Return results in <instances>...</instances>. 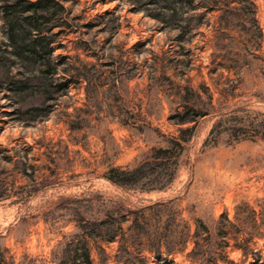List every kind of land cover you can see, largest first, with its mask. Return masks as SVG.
Returning a JSON list of instances; mask_svg holds the SVG:
<instances>
[{
	"label": "rangeland",
	"instance_id": "374dc122",
	"mask_svg": "<svg viewBox=\"0 0 264 264\" xmlns=\"http://www.w3.org/2000/svg\"><path fill=\"white\" fill-rule=\"evenodd\" d=\"M59 1L53 82L0 63V264H264V0L173 20L148 0ZM178 109L197 120L182 159L104 177L176 136Z\"/></svg>",
	"mask_w": 264,
	"mask_h": 264
},
{
	"label": "trees",
	"instance_id": "16d2710c",
	"mask_svg": "<svg viewBox=\"0 0 264 264\" xmlns=\"http://www.w3.org/2000/svg\"><path fill=\"white\" fill-rule=\"evenodd\" d=\"M196 0H148V3H157L161 7L158 19L168 17L173 20L177 16V7L186 3L195 5ZM217 1V0H211ZM214 7V6H212ZM65 10V6L59 0H0V21L3 24L4 48L0 46V63L4 60L20 64L28 73L24 81L30 82L31 73L38 81L53 82L56 74L57 63L55 62L56 36L64 32L62 19L58 9ZM165 11V12H163ZM168 16H165V15ZM164 17V18H163ZM58 28V30H56ZM60 57L65 55L60 54ZM23 82V79H18ZM69 82V80H68ZM66 81L64 84H68ZM188 107L184 105L183 108ZM185 109L177 110L180 118L177 120L178 134L167 140L166 145L148 147L134 163L127 165L110 164L104 177L118 187H125L135 183L139 179L154 173L159 168H165L183 158L188 143L194 138L196 119L188 118ZM190 163V158L184 160ZM89 224H98L91 219H84ZM76 227L88 231L89 226L83 224V219L77 220ZM87 263H90V254L85 253ZM77 256H75V259ZM162 262L161 258L158 260ZM146 264V263H145ZM170 264V263H167Z\"/></svg>",
	"mask_w": 264,
	"mask_h": 264
}]
</instances>
